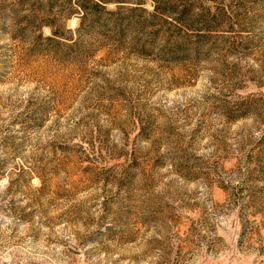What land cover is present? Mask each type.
I'll return each mask as SVG.
<instances>
[{"label": "rangeland", "instance_id": "1", "mask_svg": "<svg viewBox=\"0 0 264 264\" xmlns=\"http://www.w3.org/2000/svg\"><path fill=\"white\" fill-rule=\"evenodd\" d=\"M0 264H264V0H0Z\"/></svg>", "mask_w": 264, "mask_h": 264}]
</instances>
